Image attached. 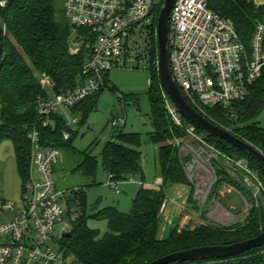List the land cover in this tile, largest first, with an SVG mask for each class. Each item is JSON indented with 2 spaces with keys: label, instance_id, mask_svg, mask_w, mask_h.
<instances>
[{
  "label": "trees",
  "instance_id": "1",
  "mask_svg": "<svg viewBox=\"0 0 264 264\" xmlns=\"http://www.w3.org/2000/svg\"><path fill=\"white\" fill-rule=\"evenodd\" d=\"M64 2L65 0H9L6 7L0 6V145L6 140L13 143L17 170L24 182L28 179L32 166L31 132H38L45 148L76 150L74 139L78 130L67 127L71 136L65 139V119L54 114L50 122L45 124L37 111L41 98H48L53 92L67 91L79 83L85 61L83 48L78 54H71L69 48L72 38L79 43L87 38L89 32L85 29L74 31L65 15ZM209 7L230 18L243 42L250 47L256 25L264 22V5L256 4L254 0H209ZM159 12L160 10L157 12L154 30L148 36L144 54L139 53L137 58L149 60L151 83L148 96L154 126L149 139L157 146V171L163 183L160 189L142 185L136 192L132 209L128 213L115 206H107L94 213L92 217L108 221L109 232L101 236L99 230L88 225L89 217L83 208L75 211L84 206L85 189L96 184L99 164L98 156L81 151L83 160L74 168V172L92 178V182L74 189L73 196L67 201V216L77 215L71 220L69 234L61 239L62 249L75 264H147L174 252L200 246L229 245L250 239L264 231V210L253 204L244 222L230 226L211 222L194 229H180L177 225L170 230L168 236L159 237L160 209L167 199L170 187L177 184L190 186L188 203H195L194 188L185 169V164L191 161L192 156L182 155L176 143L188 139L190 134L176 125L169 116L167 104L170 100L159 77L158 41L155 33ZM4 24L6 33L3 31ZM45 79L54 83L53 90L47 87ZM105 82L109 84V74L105 77ZM111 88L117 90L115 86ZM101 92L71 108L72 113H82L85 121L95 109ZM120 97L123 100L132 98L124 94ZM233 109L234 117L218 107H209L205 111L212 121L264 153V125H259L256 121L264 112V76L252 87L251 95L234 103ZM182 118L191 124L183 116ZM195 131L198 132L199 129L195 127ZM199 134L218 152L246 162L249 169L259 170L264 181L263 165L246 151L201 130ZM141 138L139 133H126L120 128L104 146L100 153L101 162L113 181L122 182L131 176L143 174L142 152L139 149ZM217 163L214 164L218 177L216 186L221 187L225 182L242 189L237 178L228 174L227 167ZM235 172L237 177L241 175V182L242 173L245 175L246 171ZM171 264H264V246L227 259Z\"/></svg>",
  "mask_w": 264,
  "mask_h": 264
},
{
  "label": "built area",
  "instance_id": "2",
  "mask_svg": "<svg viewBox=\"0 0 264 264\" xmlns=\"http://www.w3.org/2000/svg\"><path fill=\"white\" fill-rule=\"evenodd\" d=\"M8 1L0 0V6L6 7ZM163 2L65 0V14L74 31L89 32L79 43L72 38L69 48L71 54H78L83 48L85 61L74 88L53 92L38 101L40 119L48 124L54 114L62 116L66 121L63 135L69 139L68 128L77 126L79 119L68 118L66 111L104 90L105 77L125 57L136 58L140 53L137 37L145 30L147 37L153 32ZM3 31L6 33V24ZM168 45L174 79L187 100L210 120L205 111L209 107L222 108L234 117L233 104L249 97L252 87L264 76V22L256 25L248 47L234 22L213 11L209 0H176L170 14ZM45 83L53 90L54 83L49 79ZM167 111L176 125L190 135H200L169 101ZM112 124L120 129L125 126V119L119 118ZM30 139L32 166L21 208L16 210L13 201L0 199V264H75L61 247V239L71 223L64 224L63 216L67 201L73 196L57 189L53 176L62 161V150L43 147L37 131L31 132ZM162 183L159 178L155 185L160 189ZM112 186L121 192L117 183ZM168 203L169 198L162 203L161 214L166 212ZM9 213L13 214L10 218ZM57 227L63 233L61 238L54 235ZM56 244L60 245L57 249Z\"/></svg>",
  "mask_w": 264,
  "mask_h": 264
},
{
  "label": "rangeland",
  "instance_id": "3",
  "mask_svg": "<svg viewBox=\"0 0 264 264\" xmlns=\"http://www.w3.org/2000/svg\"><path fill=\"white\" fill-rule=\"evenodd\" d=\"M147 40L149 39L146 30L137 37L139 44L137 49L140 54H144ZM138 55L135 59L125 57L119 66L110 71L109 84L98 96L95 109L85 121H83L82 113L74 114L71 110L66 111L68 118L76 117L82 123L73 127L75 131L78 130V135L74 139L76 150H62V161L56 166L53 174L57 189L73 193L78 186H85L92 182V178L74 172V168L83 160L81 151H88L98 156L96 184L85 189L84 206L75 211H81L83 208L89 217L88 225L99 230L101 236L109 232L108 221L92 217L94 213L107 206H115L123 212H130L136 192L142 186L139 182L144 181L146 186V183L156 182L158 176L157 146L149 139V133L154 129L152 107L148 96L151 72L149 60L144 57L138 59ZM113 86L117 88L116 91L112 90ZM121 94L130 95L132 98L123 100L120 97ZM61 111L64 110L61 109ZM119 118L125 119V126L121 127L124 132L139 133L142 137L139 149L142 152L143 174L131 176L122 182H111L101 162L100 153L118 130L112 122ZM256 121L259 125H264V112ZM178 145L182 155L191 154L192 156L191 161L185 164V169L192 188H194L195 203L187 202V208L180 212L179 219L174 221L173 226L177 223L180 229H194L211 222L230 226L244 222L253 204L264 210V181L259 170L249 169L246 162L234 160L218 152L205 142L203 135H190L188 139L179 140ZM217 162L227 167L228 174L237 178L242 189L229 186L225 182L221 184V187L216 186L218 177L214 164ZM241 170L246 171L245 175ZM235 171L242 173L241 182V175L237 177ZM131 180L138 183H131ZM116 183L121 192L113 188L112 185ZM26 186L27 182L22 180L17 170L13 143L6 140L0 145V199L13 201L18 210L21 208ZM187 189L191 191V187ZM76 215L72 214L68 217L65 213L63 223L69 224V221L71 222ZM12 216V213L8 214V218ZM71 228L72 222L69 230ZM62 234L60 228L57 227L55 237L61 238ZM59 246L56 244V249Z\"/></svg>",
  "mask_w": 264,
  "mask_h": 264
},
{
  "label": "water",
  "instance_id": "4",
  "mask_svg": "<svg viewBox=\"0 0 264 264\" xmlns=\"http://www.w3.org/2000/svg\"><path fill=\"white\" fill-rule=\"evenodd\" d=\"M176 0H164L159 12L157 25L158 70L162 87L171 103L181 115L193 126L205 134L224 139L230 144L246 151L264 167V153L232 131L218 125L199 112L186 98L182 89L173 77L168 45L170 14ZM69 232L64 233L67 236ZM264 246V231L250 239L229 245L200 246L174 252L160 257L147 264H171L186 261L227 259L239 256L249 250Z\"/></svg>",
  "mask_w": 264,
  "mask_h": 264
},
{
  "label": "crops",
  "instance_id": "5",
  "mask_svg": "<svg viewBox=\"0 0 264 264\" xmlns=\"http://www.w3.org/2000/svg\"><path fill=\"white\" fill-rule=\"evenodd\" d=\"M256 4L258 5H264V0H254ZM133 177V176H132ZM160 177L157 176V179ZM143 183V181H141ZM134 184H137L136 182H131ZM154 183H146L144 182V186L147 188H154L158 189L159 187L155 185ZM140 184V183H139ZM190 186H187L185 184H177L168 189L167 198H169L168 207L165 213L161 214V225L159 228V237L165 238L168 236L170 230L177 226L176 223L174 226V221L179 219L180 212L182 210L186 209V204L188 202V198L190 196L189 189ZM138 191V190H137Z\"/></svg>",
  "mask_w": 264,
  "mask_h": 264
}]
</instances>
